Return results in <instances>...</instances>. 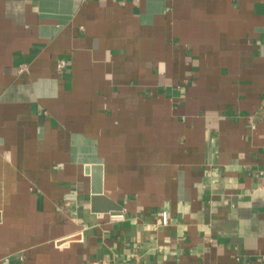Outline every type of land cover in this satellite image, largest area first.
I'll return each mask as SVG.
<instances>
[{
    "label": "crops",
    "instance_id": "crops-1",
    "mask_svg": "<svg viewBox=\"0 0 264 264\" xmlns=\"http://www.w3.org/2000/svg\"><path fill=\"white\" fill-rule=\"evenodd\" d=\"M263 171L264 0H0V264H264Z\"/></svg>",
    "mask_w": 264,
    "mask_h": 264
},
{
    "label": "water",
    "instance_id": "water-1",
    "mask_svg": "<svg viewBox=\"0 0 264 264\" xmlns=\"http://www.w3.org/2000/svg\"><path fill=\"white\" fill-rule=\"evenodd\" d=\"M92 170L93 172V189L91 196V212L99 218L111 212H120L122 207L104 196L103 194V178L100 167L92 169L86 168V172ZM80 236L67 238L57 244V246L66 245L69 242L80 240Z\"/></svg>",
    "mask_w": 264,
    "mask_h": 264
},
{
    "label": "built area",
    "instance_id": "built-area-1",
    "mask_svg": "<svg viewBox=\"0 0 264 264\" xmlns=\"http://www.w3.org/2000/svg\"><path fill=\"white\" fill-rule=\"evenodd\" d=\"M65 67H66V61L60 60L57 64L56 68L59 72H62V71H64ZM262 178L264 180V171L262 172ZM262 189L264 190V184L262 186ZM107 216H108V221L111 224L120 223V222H123L125 220L124 213L121 211L120 212H111V213L107 214ZM163 218H164L165 224H167L169 221V216L167 214H164Z\"/></svg>",
    "mask_w": 264,
    "mask_h": 264
}]
</instances>
